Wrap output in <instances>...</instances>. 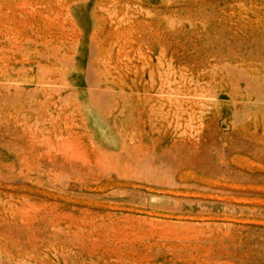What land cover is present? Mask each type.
<instances>
[{"label": "rangeland", "instance_id": "rangeland-1", "mask_svg": "<svg viewBox=\"0 0 264 264\" xmlns=\"http://www.w3.org/2000/svg\"><path fill=\"white\" fill-rule=\"evenodd\" d=\"M0 264H264V0H0Z\"/></svg>", "mask_w": 264, "mask_h": 264}]
</instances>
